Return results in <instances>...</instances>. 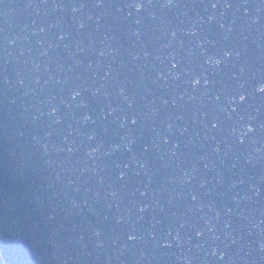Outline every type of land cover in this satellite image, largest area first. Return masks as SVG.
I'll list each match as a JSON object with an SVG mask.
<instances>
[{
  "label": "water",
  "instance_id": "water-1",
  "mask_svg": "<svg viewBox=\"0 0 264 264\" xmlns=\"http://www.w3.org/2000/svg\"><path fill=\"white\" fill-rule=\"evenodd\" d=\"M2 264H264V0H0Z\"/></svg>",
  "mask_w": 264,
  "mask_h": 264
},
{
  "label": "trees",
  "instance_id": "trees-1",
  "mask_svg": "<svg viewBox=\"0 0 264 264\" xmlns=\"http://www.w3.org/2000/svg\"><path fill=\"white\" fill-rule=\"evenodd\" d=\"M0 264H2L1 261H0Z\"/></svg>",
  "mask_w": 264,
  "mask_h": 264
}]
</instances>
